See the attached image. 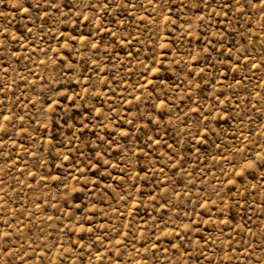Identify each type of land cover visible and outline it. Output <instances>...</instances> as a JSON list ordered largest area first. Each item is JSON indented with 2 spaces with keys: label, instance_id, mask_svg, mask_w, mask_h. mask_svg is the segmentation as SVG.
<instances>
[{
  "label": "rangeland",
  "instance_id": "374dc122",
  "mask_svg": "<svg viewBox=\"0 0 264 264\" xmlns=\"http://www.w3.org/2000/svg\"><path fill=\"white\" fill-rule=\"evenodd\" d=\"M0 113V264H264V0H0Z\"/></svg>",
  "mask_w": 264,
  "mask_h": 264
},
{
  "label": "snow or ice",
  "instance_id": "6c2138e0",
  "mask_svg": "<svg viewBox=\"0 0 264 264\" xmlns=\"http://www.w3.org/2000/svg\"><path fill=\"white\" fill-rule=\"evenodd\" d=\"M246 2H251V0H246ZM256 2H257V3H261L262 0H256ZM54 3H55V0H49V6H52ZM236 3H240V0H236ZM102 7H104V8L109 7V2H105V3H103V4H102ZM25 11H28V9H25ZM0 115H2V113H0ZM4 119H9V117H6V116H5ZM2 130H3V129L0 128V131H2ZM0 146H2V145H0ZM5 254H7V253H5Z\"/></svg>",
  "mask_w": 264,
  "mask_h": 264
}]
</instances>
